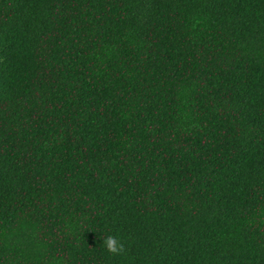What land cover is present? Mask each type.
I'll use <instances>...</instances> for the list:
<instances>
[{
	"label": "trees",
	"instance_id": "1",
	"mask_svg": "<svg viewBox=\"0 0 264 264\" xmlns=\"http://www.w3.org/2000/svg\"><path fill=\"white\" fill-rule=\"evenodd\" d=\"M0 264H264V0H0Z\"/></svg>",
	"mask_w": 264,
	"mask_h": 264
},
{
	"label": "clouds",
	"instance_id": "2",
	"mask_svg": "<svg viewBox=\"0 0 264 264\" xmlns=\"http://www.w3.org/2000/svg\"><path fill=\"white\" fill-rule=\"evenodd\" d=\"M102 243L110 254H121L125 251L124 244L113 235L102 237Z\"/></svg>",
	"mask_w": 264,
	"mask_h": 264
}]
</instances>
